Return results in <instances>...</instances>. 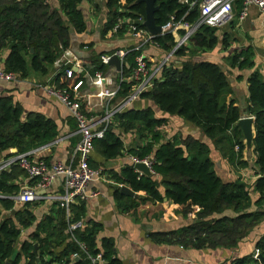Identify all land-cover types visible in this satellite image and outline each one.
I'll return each mask as SVG.
<instances>
[{
    "label": "trees",
    "instance_id": "obj_1",
    "mask_svg": "<svg viewBox=\"0 0 264 264\" xmlns=\"http://www.w3.org/2000/svg\"><path fill=\"white\" fill-rule=\"evenodd\" d=\"M81 1L57 0V4L52 5L50 0H0V64L20 77L28 75V62L32 69L46 73L62 49L69 46L70 31L81 33L87 30ZM242 1H235L239 10ZM156 3L159 6L154 17L160 25L171 14L177 17L184 15V19L189 22L195 21L198 16L197 2L192 7L179 0H156ZM104 4L108 11L101 29L105 38L124 31V26L116 32L112 30L120 14L114 10L116 6L126 7L125 13L122 12L125 17H145L142 1L105 0ZM216 30V26L202 24L189 42L176 50L175 55H184V51L191 46L213 47L218 41ZM182 32L183 29H178L156 36L163 52L176 43L178 34ZM3 49H7V54L2 60ZM111 50L93 53L82 61L90 74L102 70L108 75L110 87L113 88L120 75L113 64H105L100 60L101 53ZM137 53L133 50L125 56L123 76L135 64ZM250 54V47H245L236 52L231 61L238 60L240 66L251 65ZM170 62L162 67L160 76L141 97L151 98L162 111L176 113L202 128L233 165L246 166L247 151L254 153L257 177L253 183H247L239 177L223 181L214 170L208 145L201 140L187 136L177 143L175 138H164V131L170 129L169 122L165 117H156L151 107L135 108L130 105L116 112L112 118L115 120L109 122L104 135L94 138L93 149L105 159L122 154L123 140L116 128L124 132L133 130L138 137L146 138L143 143L129 148L128 152L138 157L151 156V166L162 179L159 181L154 174L139 173L130 162L118 171L109 170L110 177L116 182V196L122 201L125 211L134 210L138 201L120 193L119 183L128 185L152 200L166 197L171 200L174 214L184 217L191 215L196 220L161 235L150 234L154 240L189 243L197 249L234 247L252 227L264 220V209L261 208L264 201V76L254 70L247 78V112L253 116V136L247 147L242 130L236 123L240 117L238 104L221 66L211 60H179V63L175 61V66H171ZM78 79H84L83 72L74 70L71 76H66L60 71L54 75L52 84L71 89ZM133 86L132 81L122 80L118 96L126 95ZM82 89L86 91L85 84ZM116 99L117 96L113 101ZM81 102L85 113L94 112L86 95L81 98ZM21 115L22 106L11 95L0 94V150L16 146L20 152H26L22 151L24 146L40 145L57 137L58 126L52 118L37 111L28 112L24 119ZM71 118L76 130V121ZM74 134L76 143L78 134ZM88 162L96 167V162L90 156ZM23 174V168L16 162L0 170V212L8 213L7 217L0 220V264H91L80 251L76 240L84 243L89 255L101 252L103 264H120L114 253L112 238H102L98 246L95 224H84L81 230L74 232L75 241L71 239L67 231L68 222L61 208H57V217L44 215L29 235V242L23 241L20 251H15L21 229L30 227L35 221L31 210L34 203L27 201L22 207L16 208L10 197L18 191L20 183L16 179ZM159 184L164 186L163 193L159 190ZM252 187L258 193L253 200L258 210L246 211L252 203ZM228 208L236 214L222 215L223 210ZM70 212V222L83 220L84 201L73 204ZM215 214L218 216L212 217ZM256 250L264 256V234L256 240L253 252L233 258L229 264H260L254 258ZM74 252L79 253V257L72 262L69 257Z\"/></svg>",
    "mask_w": 264,
    "mask_h": 264
},
{
    "label": "crops",
    "instance_id": "obj_2",
    "mask_svg": "<svg viewBox=\"0 0 264 264\" xmlns=\"http://www.w3.org/2000/svg\"><path fill=\"white\" fill-rule=\"evenodd\" d=\"M96 1L94 0V2ZM235 1L233 2L232 18L217 27V43L210 48L195 47L198 52V61L211 60L221 66L232 88L240 116H243L248 115L247 78L249 74L256 70L261 76H264V12H261L255 5H251L247 15L243 19H238L239 5ZM51 2L54 5L57 4V0H51ZM103 2L105 3V0ZM105 9L104 4L100 8L89 6L85 10L87 30L81 33L73 31L70 34V44L68 46L70 49L77 48L92 55L135 41V38L128 31L113 34L110 38L105 39L101 38V34L99 36L97 30L93 33L90 32V29L97 26L99 21H104L105 17L99 20L98 15H104ZM94 38H97V40ZM245 47H250L252 64L240 66L238 60L232 62V56ZM155 53V48L147 52L149 55ZM1 54L3 60L7 54V49H3ZM68 56L72 57L71 54H68ZM27 58L29 60V56ZM176 62L179 63V60ZM56 73L58 72L54 63L48 66L46 73H41L32 69L28 62V75L26 77L18 76L11 81L0 80V94L11 95L13 100L22 106V119L25 118L28 112L37 111L52 118L58 126V135L55 139L36 146H24L22 151H33L32 157L35 158L70 162L75 144V138L73 137V135L75 136V122L71 118L66 105L45 90L48 85L53 83V77ZM86 97L92 110L101 113L99 98L95 95H86ZM131 106L135 108L151 107L156 117H165L169 122L170 129L164 131V138H175L176 142L180 143L183 138L192 136L206 143L209 147V156L213 162L214 170L223 181H231L239 177L247 183H253L257 177L255 173V154L251 151H247L248 164L246 166L233 165L214 141L196 124L176 113L170 114L162 111L149 97H141L133 101ZM116 132L123 140L124 149L122 154L111 159H105L96 149H93L90 153L92 161L96 162V167L105 170L102 172V178L92 180L88 184L89 189L98 191L97 195L84 200L83 220L88 226L96 225L94 232L98 246L102 238H112L114 253L120 264H229L233 258L253 252L256 240L264 234V220L252 227L249 233L234 247L217 246L215 248L197 249L189 243L154 240L150 234L161 235L196 220L191 215L184 217L180 214H174L171 210L170 199L164 197L162 200H152L142 195L141 192H138L137 196L122 193L138 201V205L134 210L125 211L122 201L116 196V183L110 177L109 170L118 171L124 164L129 163L131 153L128 152V149L137 143H143L146 138L138 137L133 130L124 132L121 129H116ZM18 153L21 152L16 146L0 150V163ZM155 176L161 181L162 176L158 174ZM16 181L20 183V186L26 182L24 174L20 175ZM59 182V178H56L47 190L51 191L59 188ZM158 187L163 193L164 186L159 184ZM257 194V191L252 187L250 190L252 203L245 209L246 211L258 210V207L253 203ZM31 203L39 205V207L34 206L37 208L36 210L31 207L35 216L34 227L44 215H50L54 218L59 214L56 205L52 201L41 199L31 201ZM261 208L264 209V201ZM235 214L231 208L224 209L222 212V215L234 216ZM215 216L218 215L215 214L212 217ZM32 231L28 234L30 235ZM35 246L37 245L35 244Z\"/></svg>",
    "mask_w": 264,
    "mask_h": 264
},
{
    "label": "built area",
    "instance_id": "obj_3",
    "mask_svg": "<svg viewBox=\"0 0 264 264\" xmlns=\"http://www.w3.org/2000/svg\"><path fill=\"white\" fill-rule=\"evenodd\" d=\"M182 4L192 7L197 2L198 16L195 21L189 22L184 19V15L177 17L171 14L169 18L161 24V31L158 34H152L141 25L143 18L140 16L135 19L125 16H118L112 30L116 32L121 26L125 27L134 38L133 43H129L120 47H116L109 52L100 54L101 62L107 64L112 54H116L120 58V70L118 71L119 81L115 87H110V77L102 70H95L92 74L87 67L69 47L63 48L60 54L55 58L54 65L57 72L63 71L66 76H71L74 70L83 72L84 79H78L71 89L66 87H56L53 84L48 85L45 90L56 96L68 108L70 116L76 121L75 133L78 139L72 151L70 162L61 160H46L44 158L32 157L33 151L18 153L15 156L5 160L0 165V170L9 168L16 162L24 170V182L18 191L10 195L17 205H23L27 201L49 200L61 208L65 212L67 219V231L71 239L75 241L74 232L81 230L84 226L82 219L69 221L71 212L70 208L73 204L97 195V190L88 188L90 181L102 178V170L89 164V156L93 150V140L96 137H102L104 131L112 120L113 115L130 106L133 101L139 99L144 91H147L154 84V80L160 76L162 67L168 63L176 50L183 44H187L193 33L202 25L221 26L232 18L234 0H179ZM251 5H255L261 12H264V0H243L242 6L238 12V19H243ZM183 29L178 34L176 43L161 56L157 53L149 55L145 52V47L151 45L159 48L156 40L157 35L167 32H176ZM138 51L135 55V64L128 69L127 75L122 74V66L125 56L131 51ZM71 54L72 57L68 56ZM170 62V61H169ZM18 75L14 71L6 70L0 64V80L11 81L16 79ZM122 80H129L134 83L133 88L124 96H118V89ZM85 84L86 91L82 89ZM85 95H95L99 98L101 113L92 112L87 114L82 109L81 98ZM117 96V99H113ZM94 110V109H93ZM237 148V146H235ZM31 155V156H30ZM137 161H143L149 168L150 173H157L151 166V156L138 157L129 155V162L134 165ZM138 170V169H136ZM142 173L141 170H138ZM59 178V188L48 191L53 181ZM116 183V182H114ZM121 186L122 184H118ZM91 264H103L101 252L96 255L86 253V246L82 242L75 241ZM258 250L254 253V258L258 255ZM79 257V253L74 252L70 255V261Z\"/></svg>",
    "mask_w": 264,
    "mask_h": 264
},
{
    "label": "water",
    "instance_id": "obj_4",
    "mask_svg": "<svg viewBox=\"0 0 264 264\" xmlns=\"http://www.w3.org/2000/svg\"><path fill=\"white\" fill-rule=\"evenodd\" d=\"M137 1H142L145 7V17L141 21L142 26H144L148 32L152 34H158L161 31V26L160 24H157L155 22V17H154V13L159 6L156 3V0H137ZM71 49L81 59L86 58L90 56L91 54V53L87 54V52L79 50L77 48H71ZM108 63L113 64L117 71L120 70V58L116 54H112L110 56ZM236 123L240 126L242 130V133L245 137L246 146L249 147L251 144L252 136H253V130H252L253 116L251 115L240 116ZM134 167L138 170H141L143 173L151 174L148 166L143 161L135 162ZM119 191L121 193H125V194L132 195V196L138 195L137 191L132 190L128 185H125V184H122L119 187ZM256 258L258 259L260 264H264L263 255L258 254Z\"/></svg>",
    "mask_w": 264,
    "mask_h": 264
},
{
    "label": "rangeland",
    "instance_id": "obj_5",
    "mask_svg": "<svg viewBox=\"0 0 264 264\" xmlns=\"http://www.w3.org/2000/svg\"><path fill=\"white\" fill-rule=\"evenodd\" d=\"M104 0H97L96 2H94V0H82L81 2H80V7L82 8V11H83V13L85 12V10L90 6H94V7H99L100 8V6H104V2H103ZM50 2H51V0H50ZM51 4L52 5H54L52 2H51ZM103 9H104V7H102ZM114 10L117 12V13H120V14H118V16H124V15H122V12H124L125 13V11L127 10L126 9V7H124V6H116L115 8H114ZM105 12H103L104 13V15H98L99 16V20L103 17H106V15H108V11H107V8L104 10ZM86 16H88V15H86ZM103 25H104V22L103 21H99L98 22V24H97V26H94L92 29H90V32L91 33H93L95 30H97L98 31V33H99V36H100V34L102 35V31H101V29L103 28ZM124 31H125V28H124ZM73 32V30H71L70 31V34ZM69 38H70V35H69ZM102 39H105V37H101ZM108 38H110V37H108ZM95 40H97V38H94ZM93 41V40H92ZM92 43V42H91ZM153 48H155V47H153V46H151V45H148L147 47H145V52L147 53V52H150V50H152ZM156 49V53H158V56H161L162 55V53H164L163 51H164V49L162 48V47H159V48H155ZM196 47L195 46H191V47H189L188 49H186L185 51H184V55H175L174 54V56L172 57V58H170L169 60H168V62L169 61H171L170 62V65L171 66H175L176 64H175V61H177V60H181V61H184V60H193V61H197V51H196ZM92 74V73H91ZM115 120V119H114ZM113 120V121H114ZM116 129H119V128H116ZM120 130V129H119ZM4 163V161L3 162H1L0 163V165H2ZM7 169V168H6ZM34 206H38L39 207V205L38 204H36V203H34L31 207L34 209V210H36L37 208L36 207H34ZM15 207L16 208H19V207H22V205H15ZM8 216V213L7 212H4V211H1L0 212V220H2L4 217H7ZM34 224H33V226H31V227H28V228H23V229H21V233H20V236L18 237V239H17V241H16V245H15V251H20V249H21V243L23 242V241H27V242H29L28 240L30 239L29 238V232L30 231H32V230H34Z\"/></svg>",
    "mask_w": 264,
    "mask_h": 264
}]
</instances>
